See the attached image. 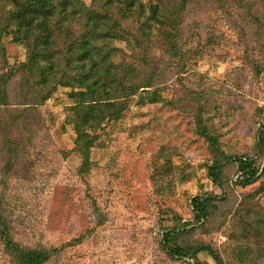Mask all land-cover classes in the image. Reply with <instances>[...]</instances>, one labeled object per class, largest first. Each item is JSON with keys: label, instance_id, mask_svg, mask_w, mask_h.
I'll list each match as a JSON object with an SVG mask.
<instances>
[{"label": "rangeland", "instance_id": "obj_1", "mask_svg": "<svg viewBox=\"0 0 264 264\" xmlns=\"http://www.w3.org/2000/svg\"><path fill=\"white\" fill-rule=\"evenodd\" d=\"M17 1L0 0V21ZM198 1L181 18L177 53L155 24L138 35L144 48L115 44L114 60L153 83L119 119L87 131V157L73 90L58 86L34 104L38 89L21 76L0 84V216L14 243L47 252L43 264H215L210 252L223 264H264V0ZM15 29L0 37V67L2 55L13 67L26 59ZM236 156L255 159L249 186L237 184ZM214 160L225 162L220 185L208 175ZM197 196L211 198L205 221L193 214ZM0 264H19L3 237Z\"/></svg>", "mask_w": 264, "mask_h": 264}, {"label": "trees", "instance_id": "obj_2", "mask_svg": "<svg viewBox=\"0 0 264 264\" xmlns=\"http://www.w3.org/2000/svg\"><path fill=\"white\" fill-rule=\"evenodd\" d=\"M88 1L18 0L17 9L8 11L0 21V37L15 27L13 41L26 47V59L19 66H8L2 55L0 84L6 86L14 76H21L23 85L34 84L38 89L30 100L34 104L48 100L58 86L73 90L72 97L81 102L73 106L76 145L86 157L94 140L87 131L93 133L105 121L119 119L128 97L153 83L150 78H141L137 82L136 66L114 60V56L121 53L115 44L130 45L135 41L144 48L143 42L137 40L138 35L142 38L152 36L155 24L158 36L173 53H177L181 18L193 2L200 3L198 0ZM135 24L136 32L132 29ZM140 60L145 62L144 54ZM3 99H6L5 95ZM258 148L264 155V124L259 129ZM231 159L238 164L240 180L237 184L251 185L258 174L255 159L247 156ZM224 164L223 160H214L208 168V175L216 185L221 184ZM191 206L196 221H205L212 206L211 198L194 197ZM5 232L7 229L0 216V237L19 264L46 262L47 252L21 248ZM168 236L163 238L166 245L169 244ZM167 249L174 255L187 254L180 248L168 246ZM210 253L215 264H223L217 254Z\"/></svg>", "mask_w": 264, "mask_h": 264}, {"label": "built area", "instance_id": "obj_3", "mask_svg": "<svg viewBox=\"0 0 264 264\" xmlns=\"http://www.w3.org/2000/svg\"><path fill=\"white\" fill-rule=\"evenodd\" d=\"M264 124V119L262 120V125ZM261 124H259V126H260Z\"/></svg>", "mask_w": 264, "mask_h": 264}]
</instances>
